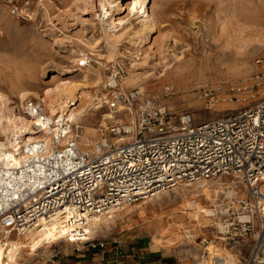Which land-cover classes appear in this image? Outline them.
Wrapping results in <instances>:
<instances>
[{"label":"rangeland","instance_id":"374dc122","mask_svg":"<svg viewBox=\"0 0 264 264\" xmlns=\"http://www.w3.org/2000/svg\"><path fill=\"white\" fill-rule=\"evenodd\" d=\"M94 1L0 0V92L11 98L10 108L15 114L26 116L19 108L25 104L20 91L29 93L25 101L41 105L49 115L41 100L46 91L58 90L64 84L73 86L77 91L72 102L76 104L71 108L77 107V112L90 104L83 117L75 116V123L70 120L72 133L78 136L81 148L87 149L89 140L99 141L105 128L117 122L136 124L137 114L122 106L110 108L115 93L140 90L144 98L156 99L175 116L190 113L195 125L252 108L264 100V0H147L156 23L151 31L142 29L143 19L128 8L131 0H113L122 8L113 13L114 19L123 22L121 27L117 21H106L100 0ZM103 27L119 37L116 50L107 45ZM110 48L117 52L116 58H109ZM118 66L124 68L125 75L115 88ZM56 75L58 78L51 82ZM221 82L250 90L239 95L240 102L209 106L207 94ZM142 100L135 103L136 113ZM129 140L131 136L125 141ZM233 182V178H222L204 187L183 184L155 198L124 206L111 215L112 219L94 217L83 227L88 235L83 244L105 248L115 240L133 237L145 244L151 239L161 244L162 230L152 232L148 226L164 214V220L157 221L159 228L178 224L179 240L170 244L187 250L186 257L191 261L186 264H243L252 246L251 237L242 259L233 256L232 245L226 246L231 242L226 234L228 218L218 214L226 207L223 194ZM56 225L50 227L60 240L40 242L38 249L27 246L17 264H44L69 250L72 244L66 232L70 227ZM12 235L14 239L22 237ZM3 236L0 230V238ZM204 254L209 255L202 258Z\"/></svg>","mask_w":264,"mask_h":264},{"label":"built area","instance_id":"2783aa9c","mask_svg":"<svg viewBox=\"0 0 264 264\" xmlns=\"http://www.w3.org/2000/svg\"><path fill=\"white\" fill-rule=\"evenodd\" d=\"M117 69L115 88L125 75L123 67ZM249 90L221 82L209 90V106L240 102L239 95ZM144 97L140 90L115 93L110 108L122 106L137 114L136 124L117 122L105 128L87 149L81 148L68 118L59 122L60 117L50 118L41 105L25 101V115L45 134L18 144L15 161L0 156L1 232L23 237L66 224L75 238L66 232L69 242L83 244L88 236L83 227L94 217L111 218L124 206L183 184L204 187L233 178L223 194L226 207L218 214L228 218L230 241L239 244L251 237L243 264H264V100L195 125L190 113L175 116L156 99Z\"/></svg>","mask_w":264,"mask_h":264},{"label":"bare ground","instance_id":"6f19581e","mask_svg":"<svg viewBox=\"0 0 264 264\" xmlns=\"http://www.w3.org/2000/svg\"><path fill=\"white\" fill-rule=\"evenodd\" d=\"M115 3L116 2L113 0L112 1L111 0L110 1L109 0H100L99 1L100 6L102 7V11L107 16L106 21L111 22L112 24H116V21L118 22V19L116 20L113 17V13H115L114 10L121 8L120 3L119 4H115ZM82 4H85V2ZM127 6L132 12L135 13L134 15H138V17L140 16V18L143 19L144 23H143L142 29H144L146 31H151L154 28L156 23L154 22L155 19L151 15V11L153 9L150 8L151 6L150 7L148 6L147 0H131V2L129 4H127ZM149 8L151 9V11ZM152 13H154V12H152ZM126 17H128V16H126ZM101 18H102V16H101ZM120 20H122V19H120ZM104 22L105 21H103V26L105 25ZM108 22L106 23L105 26H107ZM117 24H119L120 27L124 25L122 21L118 22ZM109 25H110V23H109ZM140 25H141V23H140ZM111 27H112V25H111ZM115 29H116V27H115ZM103 30H104V35H105L104 38L107 41V45L109 47H111L112 49H115L116 48L115 45L120 41L119 37H117V35L108 34L105 27H103ZM143 35H144V33H143ZM120 36L122 37V35H120ZM112 49L110 50L111 51V53H110L111 55L109 57L110 59L113 57L116 58L115 56L117 55V54H115L117 52L112 51ZM117 51H118V49H117ZM133 62H135V61H133ZM97 77L101 81V76L97 75ZM57 78H58V75L54 76L52 78L51 82L56 80ZM64 85L57 88L58 90L46 91V93L44 94V98L42 97L41 100L45 103L46 110H48L50 112V114H49L50 118L60 117L59 122L61 120H64L65 118H68L69 120H71L72 123H75L74 117L75 116L83 117V115H85V113L88 112L87 110H88L90 104L87 103V105H84V108H82V110H78L76 112L77 107L71 108V106L76 104V102H72V99H74V96H75V93L77 90L73 86H70V85L64 86ZM23 91L25 92V90H23ZM23 91H22V93L20 91L19 97L21 98V100L23 102H25V100H27L30 97V95H29V93H27V92L24 93ZM12 103L13 102L9 96L0 92V139H4V141H0V156H2L3 159L7 160V161L17 160L15 151L19 150L17 148L18 144H20L22 142L25 143L28 141L37 140V139L41 138V136L44 137V134H45L41 130L38 131L37 129L34 128L35 123L31 118L26 117V116L22 117V115L19 116V115L15 114L16 109H14L15 112H13L12 111L13 108H10L12 106L11 105ZM23 106H24V104H22L19 108H22V110H23ZM5 111H7L8 113L6 114ZM107 116L111 117L110 114H107ZM50 132H52V131H50ZM81 145H83V144H81ZM170 203H171V201H170ZM176 204H177V202H176ZM192 206L194 207V205H192ZM214 212H215V216H216V211L214 210ZM104 219H102V220H104ZM104 222H105V220H104ZM94 226H97V224L94 223ZM71 232H72L71 229L67 232V233H69L68 236L74 240L75 239L74 234H72ZM17 238L18 239H14L12 234L7 235V236H3V238H0V264H17L18 260L20 259V253L27 246H35V248L38 249L37 244H39L40 242H42L43 244H46L47 242L48 243H50V242L56 243L60 240V238H58L56 236V234H54V232L50 226L44 227L42 230L36 229V230L30 232L29 234L23 236V237H17Z\"/></svg>","mask_w":264,"mask_h":264},{"label":"crops","instance_id":"0c3cea01","mask_svg":"<svg viewBox=\"0 0 264 264\" xmlns=\"http://www.w3.org/2000/svg\"><path fill=\"white\" fill-rule=\"evenodd\" d=\"M163 215L156 216V219L164 220ZM157 221L151 222L148 228L152 232L162 230L164 239L161 244H155L153 239L149 240V238V243L145 244L143 240H136L133 237L130 240L121 242L115 240L114 244H108L104 249H93L89 244L69 242L72 244L69 250L57 253L44 264H186L187 261H191V258L187 259L186 257L187 250L180 249L176 244H170L171 241L179 240L177 238L179 234L178 224L169 223L159 228L161 225ZM204 243L205 245L209 244L207 241H204ZM247 243H249V239H240L238 246L232 241L226 243V246L232 245V247H229L230 251H233L232 255L242 259L250 244ZM206 255L209 254H204L202 258H205Z\"/></svg>","mask_w":264,"mask_h":264}]
</instances>
